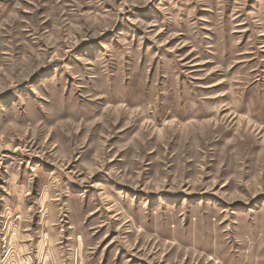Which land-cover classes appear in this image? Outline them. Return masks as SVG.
<instances>
[{"label": "rangeland", "instance_id": "rangeland-1", "mask_svg": "<svg viewBox=\"0 0 264 264\" xmlns=\"http://www.w3.org/2000/svg\"><path fill=\"white\" fill-rule=\"evenodd\" d=\"M0 264H264V0H0Z\"/></svg>", "mask_w": 264, "mask_h": 264}]
</instances>
